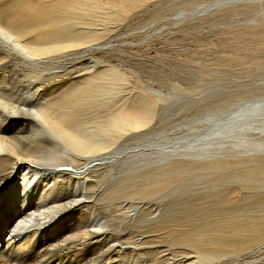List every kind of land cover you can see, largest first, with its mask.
<instances>
[{
    "label": "bare ground",
    "instance_id": "bare-ground-1",
    "mask_svg": "<svg viewBox=\"0 0 264 264\" xmlns=\"http://www.w3.org/2000/svg\"><path fill=\"white\" fill-rule=\"evenodd\" d=\"M170 55L196 82L161 76L157 107L121 62ZM0 153V264L264 259V0H0Z\"/></svg>",
    "mask_w": 264,
    "mask_h": 264
},
{
    "label": "rangeland",
    "instance_id": "rangeland-1",
    "mask_svg": "<svg viewBox=\"0 0 264 264\" xmlns=\"http://www.w3.org/2000/svg\"><path fill=\"white\" fill-rule=\"evenodd\" d=\"M148 15L146 13H143L141 16L135 18L134 20L137 21L136 24H134L133 29L134 31L137 30H143L144 34L148 35V31L155 25V23L157 22V20H154L152 23L147 24V25H143L146 22H148ZM128 34H124V36H128L129 34L133 35V32H131L130 30L127 31ZM149 38H151V36L148 35ZM152 39V38H151ZM134 42V41H133ZM132 42V43H133ZM194 43V41H193ZM164 53V52H163ZM124 56H126L125 53H123ZM176 56L174 55H170V56H166L162 59H159L157 61L154 62H142V61H134L133 57H126V59H123V61L121 62L122 64L125 63L126 65L124 66V68H120V71H124V73L127 76V80L129 82V84L136 90V92H140L142 91V93L148 95L149 97L153 98V99H157L160 98L159 96L155 95L153 93L154 90H159L161 95L166 94V88L167 86L165 85L164 80L160 79L161 76L164 77H169V78H173L175 79V81H179V82H187V83H193L196 82L192 76L189 74V72L185 71L183 68H181L179 65L176 64ZM197 66H203V63L200 62L199 64H197ZM119 68V67H118ZM194 70L199 69L198 67H193ZM253 71L250 70L248 72H246V74L252 73ZM190 73L193 74V71H190ZM171 80V79H170ZM26 82V81H25ZM24 82V83H25ZM198 93V92H197ZM198 94H195V98H197ZM166 99H164V97L155 100V104L157 107L161 106L162 103H164ZM10 109V108H9ZM7 113H5L6 115ZM38 128V127H37ZM177 129H173L172 131L175 132H181L184 131L185 128H178ZM39 129V128H38ZM39 136V135H38ZM124 146V147H122ZM119 142H116L115 144H113L111 147H109L106 152H110L113 149L117 148V147H122L119 148L118 150L114 151V153H112L111 155H108L107 157H109V159L104 160L106 161L105 164L100 165L98 164L99 159L98 157H96L97 153H94V157H91L92 154L90 155V157L92 159L87 160L85 162H83V164H80L77 166L78 168V173H73L68 177V181H73L76 180L77 177L75 175H78L80 172H85V176H87L88 174L92 173L95 170L98 169H102L103 167H107L109 165H111L112 163H114V165L119 164V167H123L124 164L121 163V161L124 158L129 157L130 154H132L133 150L135 147H132L133 145H122ZM142 147H138L137 149H141ZM17 152V151H15ZM115 157V160L111 159V157ZM0 158H3L6 161H14V155L13 154H5V153H0ZM127 161H129V158L126 159ZM126 163V162H123ZM71 173V172H70ZM91 182V181H90ZM87 183H85L86 185ZM102 187L99 186L97 187L95 194L93 195V197L90 200H93L95 195L100 194ZM256 193H264V189L262 190H257ZM157 201L158 199L154 200V202H142V201H138V200H132V201H123L119 204H115L111 203L110 204V211L112 213H109L108 211H105L104 214L99 215L96 217L95 221L97 220V218H100L99 221L101 223L99 224H103V225H107V228H103V230L109 229L111 224L114 223V225H116V223L118 222L120 217H123V215H125L124 213L126 211H128L126 213L127 219L128 220H132L134 217H136V208H134V206H148L149 208H151V210L156 211L157 210ZM122 206L121 209L120 206ZM98 207V206H95ZM95 221L92 223L94 224ZM99 226V225H97ZM102 226V225H100ZM90 230L93 229V227L89 228ZM138 239V236H135ZM247 264H251V263H247ZM253 264H264V259L259 260L256 263Z\"/></svg>",
    "mask_w": 264,
    "mask_h": 264
}]
</instances>
